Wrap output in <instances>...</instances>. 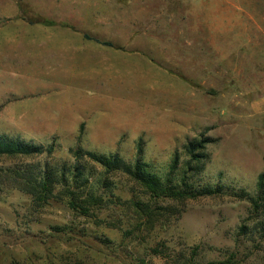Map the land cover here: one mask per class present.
I'll use <instances>...</instances> for the list:
<instances>
[{
	"label": "rangeland",
	"instance_id": "obj_1",
	"mask_svg": "<svg viewBox=\"0 0 264 264\" xmlns=\"http://www.w3.org/2000/svg\"><path fill=\"white\" fill-rule=\"evenodd\" d=\"M13 22L70 26L128 53L111 130L50 135L54 122L36 119L30 89L0 81V135L45 148L26 162L56 167L60 180L64 166L84 167L99 194L127 204L85 217L65 198L39 209L23 192L2 191L0 264H175L152 252L160 246L171 256L195 251L202 264H264V0H0V28ZM80 149L140 160L164 179L176 162L170 177L183 191L218 193L156 205L133 177L77 160L71 151ZM135 203L173 214L138 229ZM54 227L74 240L51 238ZM76 239L104 255L79 258L87 247Z\"/></svg>",
	"mask_w": 264,
	"mask_h": 264
},
{
	"label": "crops",
	"instance_id": "obj_2",
	"mask_svg": "<svg viewBox=\"0 0 264 264\" xmlns=\"http://www.w3.org/2000/svg\"><path fill=\"white\" fill-rule=\"evenodd\" d=\"M126 53L81 29L13 22L0 28V81L8 89H30L37 98L36 119L54 122L50 135L111 130L112 98Z\"/></svg>",
	"mask_w": 264,
	"mask_h": 264
},
{
	"label": "trees",
	"instance_id": "obj_3",
	"mask_svg": "<svg viewBox=\"0 0 264 264\" xmlns=\"http://www.w3.org/2000/svg\"><path fill=\"white\" fill-rule=\"evenodd\" d=\"M104 44L111 45L109 43ZM52 150L53 145L49 147L48 154H51ZM44 151L45 148L42 146L30 145L19 139L0 135V159L8 161L5 164L0 165V192L5 190H18L23 192L31 197L33 205L39 209L50 205L52 201H58L65 198L67 200V205L71 209L85 217H91L93 216V211L102 210L113 203H120L122 205L127 204V202L122 201L120 197L113 196L114 198L108 197V199H106L107 197L99 194L94 189L90 181V176L85 174L84 167L78 166L70 169L67 168V166H64L62 169V179L60 180L59 176L56 174V167L51 168L46 163L41 171L35 164L25 161L26 159H33L42 155ZM71 153L77 160L87 158L101 164L108 174L122 172L133 177L149 192L150 198L156 205L160 200L175 202L186 197L198 198L202 196H214L218 193V191L212 189H205L202 191L186 189V192L183 191L184 189L173 183L174 180L170 177L176 169V162L173 167H171L169 177L164 179L160 175L152 173L149 164H142L140 160H138L135 165H131L124 159L118 157V155L104 157L99 156L92 151L82 149L76 151L72 150ZM67 172L71 173V179L68 177ZM258 188L264 190V172L259 176ZM153 203H135V208L138 213V218L136 219L138 229H140L141 226L145 228L155 227L157 222L162 223L164 218L168 217L167 215L173 214L170 206H167V209H162V207L156 208L157 206ZM69 232L70 231L65 227H54L52 228L50 237L61 239L64 242H71L74 240L75 236H68L72 233ZM66 236L67 238H65ZM76 240L82 245H85V242H80L79 239ZM86 247L87 248L85 249L81 246L80 250L85 249V252H83L85 256L81 255L79 258L89 257L93 259L95 252L100 256L104 255L103 251H96L94 248L90 249L91 247ZM151 250L155 255L173 259L175 264H202L195 259V251L192 252L191 255L181 252L178 255L171 256L165 248H162V246ZM138 261L143 263L141 258H139ZM65 263L66 262H64L61 257L58 262L50 260L48 263L38 264ZM10 264L25 263L12 260ZM125 264L131 263L128 262ZM209 264H235V261L230 258L225 261L212 262Z\"/></svg>",
	"mask_w": 264,
	"mask_h": 264
}]
</instances>
